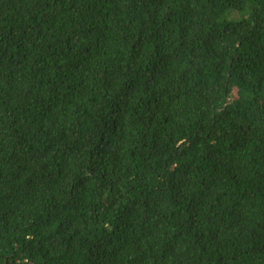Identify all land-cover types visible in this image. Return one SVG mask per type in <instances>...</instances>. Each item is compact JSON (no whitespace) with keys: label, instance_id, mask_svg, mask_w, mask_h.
<instances>
[{"label":"trees","instance_id":"1","mask_svg":"<svg viewBox=\"0 0 264 264\" xmlns=\"http://www.w3.org/2000/svg\"><path fill=\"white\" fill-rule=\"evenodd\" d=\"M0 264H264V0H0Z\"/></svg>","mask_w":264,"mask_h":264}]
</instances>
